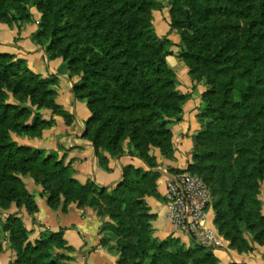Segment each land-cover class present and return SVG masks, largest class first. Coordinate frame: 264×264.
<instances>
[{"label":"trees","instance_id":"16d2710c","mask_svg":"<svg viewBox=\"0 0 264 264\" xmlns=\"http://www.w3.org/2000/svg\"><path fill=\"white\" fill-rule=\"evenodd\" d=\"M170 31L182 44L180 57L190 74L210 85L193 138L186 172L200 177L211 194L214 226L240 254L264 245V0H168ZM33 41L50 59L66 62L73 94L90 112L87 135L100 164L128 155L148 171L131 168L113 189L81 185L70 164L54 152L20 146L11 133L33 136L51 122L38 112H54L53 80H44L20 60L0 53V208L37 212L22 177H33L48 195L47 205L98 207L112 221L120 264H217L212 250L185 248L177 239L156 242L144 198L155 196L158 173L151 149L172 159V122H179L185 96L175 88L167 65L171 42L153 25L156 0H0V23L34 21ZM19 13H17V12ZM197 147H200L197 151ZM197 172V173H195ZM209 184L213 186L210 187ZM104 205V207L102 206ZM65 229L45 230L31 242L17 214L0 219V242L15 258L9 264H65L73 251ZM2 247L0 246V253Z\"/></svg>","mask_w":264,"mask_h":264},{"label":"crops","instance_id":"0c3cea01","mask_svg":"<svg viewBox=\"0 0 264 264\" xmlns=\"http://www.w3.org/2000/svg\"><path fill=\"white\" fill-rule=\"evenodd\" d=\"M34 15V14H33ZM156 17V34L159 38H166L171 43H178L175 32L170 31L168 20H159ZM25 26L17 28L0 23V53L8 54L15 60L25 63L26 67L44 80H53L55 90V104L57 112L43 109L38 112L42 121L51 122L50 128L42 131L40 139L27 141L13 138L20 146L43 149L46 153L54 152L58 159L63 158L65 163L71 165L74 178L81 185L92 184L99 189H113L121 181L124 172L131 168L148 171L147 166L137 157L128 155L127 151L118 157L111 158L108 154L107 166L100 164L96 150L87 135V121L90 112L83 100H77L73 94L74 84L79 81L71 77L66 63L59 59L50 60L45 49L38 46L32 39L37 31L36 19ZM172 55L167 58V65L176 75L177 89L187 99L182 107L181 119L170 126L173 158L162 156L158 149L151 150L157 162L158 173L155 196L144 198L148 213L151 215L150 225L152 238L162 242L169 237L177 239L185 248H193L195 242L187 235L174 230L166 210V186L173 175L184 172L192 163L194 149L193 138L200 130L198 116L202 107L201 96L204 87L194 83L188 74L186 66L176 59V54L170 49ZM63 116H66L65 118ZM37 205L35 215L36 225H31L26 212L11 208L10 214L19 213L24 225L30 231V239L34 241L43 229L57 232L65 229L64 241L73 251L67 253L68 264H117L116 253L110 252L100 246V232L103 221L99 219L90 208H78L70 204L66 213L61 210H52L47 205V196L40 187L28 186ZM260 199L264 201V190ZM16 211V212H15ZM264 214V206H263ZM105 222V220H104ZM214 212H207V225L214 228ZM43 228V229H42ZM252 251L237 253L229 248L227 242L212 250L217 264H264V245H252ZM12 252L5 247L0 254V264H9ZM66 262V261H65Z\"/></svg>","mask_w":264,"mask_h":264},{"label":"built area","instance_id":"2783aa9c","mask_svg":"<svg viewBox=\"0 0 264 264\" xmlns=\"http://www.w3.org/2000/svg\"><path fill=\"white\" fill-rule=\"evenodd\" d=\"M165 199L167 216L175 231L211 250L222 246L217 231L207 225L212 195L200 177L186 171L173 175L167 182Z\"/></svg>","mask_w":264,"mask_h":264},{"label":"rangeland","instance_id":"374dc122","mask_svg":"<svg viewBox=\"0 0 264 264\" xmlns=\"http://www.w3.org/2000/svg\"><path fill=\"white\" fill-rule=\"evenodd\" d=\"M156 2H157V4L158 5H160V7L157 9V10H153L152 11V16H153V25H154V28H155V26H156V17H155V14L157 15V16H159V20H164V21H166V20H169V2H168V0H156ZM31 13H32V16H33V18H35L36 19V23H37V26H38V23L40 22V20H41V13H40V11H38V9L36 8V7H31L30 8V10H29ZM17 12V11H16ZM18 13V12H17ZM19 14V13H18ZM34 14V15H33ZM3 24H6V23H3ZM27 24H30V22H25V21H23V22H19V24L18 25H16V24H6V25H8V26H10V27H13V26H16L17 28H20L21 26H25V25H27ZM156 29V28H155ZM156 31V30H155ZM175 32V31H174ZM36 33V32H35ZM34 33V34H35ZM33 34V35H34ZM175 34H176V39L178 40V43H175V44H173V43H171V47H169L171 50H173L174 52H175V54L177 55L176 56V59L178 60V61H181L185 66H186V68H187V70H188V74H189V76H190V79L194 82V83H196V84H200V85H202L205 89V91H204V93L202 94V96H201V100H202V107H203V105H204V96H205V93L207 92V91H209V89H210V85L207 83V81H206V79L200 74V73H196V74H193V75H191L190 74V68H189V66L184 62V60H183V58L182 57H180V53H181V47H180V45L182 44V42H181V39H180V37H179V35H178V33L177 32H175ZM43 49H45L44 47H42ZM48 59H50L49 57H48ZM56 59H59V58H56ZM50 60H55V59H50ZM62 60V59H61ZM66 63V62H65ZM53 85H54V83H53ZM51 86L52 87V90L54 91V98L53 99H55V90L53 89V87L54 86ZM177 86H178V83L176 82V84H175V88H176V91L178 92V94H181V92L180 91H178V89H177ZM182 96H185L186 97V99H187V96L186 95H183V94H181ZM186 101V100H185ZM55 102V101H54ZM185 103V102H184ZM184 105V104H183ZM183 107V106H182ZM43 109H45V108H43ZM43 109H41V110H43ZM40 110V111H41ZM202 110V109H201ZM201 110H200V114H199V116H198V123H199V125H200V130L198 131V133L202 130V128H203V124H201L200 123V121H199V117H200V115H201ZM181 113H182V111H181ZM62 116L64 115L63 113L61 114ZM40 116V115H39ZM64 118L66 117V116H63ZM173 123H176V122H172L171 123V125L173 124ZM170 125V126H171ZM170 126H169V129H170ZM48 128H50V126L49 127H47V128H41L40 127V129L39 130H37V133H35L33 136H21V135H17V134H15V133H11L12 134V138H17V139H26L27 141H29V140H34V139H40V137H41V133H42V131L43 130H45V129H48ZM197 133V134H198ZM197 134H196V136H197ZM200 147H197V151H199L200 149H199ZM151 150H153V149H151ZM194 150V149H193ZM151 152V151H150ZM51 152H48V153H46L45 152V155H49ZM193 154V153H192ZM58 158V157H57ZM61 159H63V158H61ZM63 161H64V159H63ZM64 164H67V163H65V161H64ZM70 164V163H69ZM71 166V165H70ZM187 170V169H186ZM185 170V171H186ZM195 173H197V172H195ZM22 179V181H23V183H24V185H25V188H26V190L31 194V192H30V190H28V186L30 187V186H33V185H35V186H37V187H40L41 189H42V187L38 184V183H36L35 182V180H34V178L33 177H30V176H25V177H22L21 178ZM210 185V187L211 186H213L212 184H209ZM42 191H43V189H42ZM44 193V192H43ZM45 194V193H44ZM46 195V194H45ZM212 195V194H211ZM32 196V195H31ZM47 196V199H48V195H46ZM33 197V196H32ZM33 199H34V197H33ZM215 200H216V196H214L213 197V195H212V203H211V207L213 206V204H214V202H215ZM34 202H35V200H34ZM36 204V203H35ZM37 206V205H36ZM102 206L104 207V205L102 204ZM263 206H264V201H263ZM85 208H90L95 214H96V216L99 218V219H101V221H103V224H101V232H100V239H99V243H100V246L101 247H103L104 249H106V250H109L110 252H113V253H116V255H117V264H120V259H121V256H120V251H119V249H118V247H117V245H118V243H117V241H118V238H116L112 233H110V232H107L106 230H107V228L111 225V223H112V221L110 220V218L108 217V216H101L98 212V207H85ZM61 210L62 212H63V210H62V204L60 203L59 205H58V207L55 209V211L56 210ZM211 209V208H210ZM22 211L21 212H26V216H28L29 217V219H30V222H31V225L33 226V225H36L37 223H36V219H35V215L37 214V212L36 213H33V214H30V213H27V211H25L23 208L21 209ZM10 211H11V209L9 210V211H5V210H2V208H0V219H3V220H5L6 219V217L10 214ZM38 211V210H37ZM67 211H68V209H67ZM66 211V212H67ZM16 212V211H15ZM66 212H64V213H66ZM214 212V211H213ZM15 214H17L18 216L20 215L19 213H15ZM20 217V216H19ZM22 220H23V218L22 217H20ZM104 220H105V222H104ZM214 223V222H213ZM43 229V228H42ZM45 230H47V229H43L41 232H39V234L41 235V233H43ZM214 230H216V228H215V226H214ZM217 231V230H216ZM218 233V232H217ZM40 235L37 237V239H34V241H31V242H35V241H37V240H39V237H40ZM219 235V237L221 238V242L222 241H224V242H227L228 243V245H229V248L230 249H232V250H234L235 252H237V253H239L236 249H234V248H232L231 247V243H230V241L227 239V238H225L222 234H218ZM31 240V239H30ZM253 244H251V246H252ZM0 246L2 247V252H3V250H4V248L5 247H8L9 248V250L12 252V254H13V256H12V259H11V261H13V259L15 258V254H14V252L10 249V245H9V243H7V242H3V241H1L0 242ZM1 252V253H2ZM0 253V254H1ZM10 261V262H11ZM69 261H70V259L69 260H67L66 262H65V264H68L69 263ZM9 262V263H10Z\"/></svg>","mask_w":264,"mask_h":264}]
</instances>
